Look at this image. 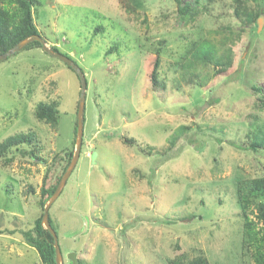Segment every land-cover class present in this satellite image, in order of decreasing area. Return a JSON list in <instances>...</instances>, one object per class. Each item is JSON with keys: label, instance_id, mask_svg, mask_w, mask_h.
<instances>
[{"label": "rangeland", "instance_id": "374dc122", "mask_svg": "<svg viewBox=\"0 0 264 264\" xmlns=\"http://www.w3.org/2000/svg\"><path fill=\"white\" fill-rule=\"evenodd\" d=\"M39 1L32 8L39 35L86 80L79 157L48 210L62 264H73L70 253L75 264H167L180 254L254 264L242 250L234 187L264 175V149L246 148L264 122L254 90L264 89V0H249L262 9L255 26L235 18L232 0H199L192 22L173 0ZM198 35L212 41V60L223 36L234 40L225 44L232 61L222 78L202 56L190 80L174 71ZM159 51L153 87L149 69ZM78 98L76 74L42 48L0 60V141L32 132L45 161L21 153L22 145L10 164L0 163V264H42L21 231L41 212L42 183H54L64 164L51 157L74 151ZM49 99L58 101L55 129L34 116L36 103Z\"/></svg>", "mask_w": 264, "mask_h": 264}, {"label": "trees", "instance_id": "16d2710c", "mask_svg": "<svg viewBox=\"0 0 264 264\" xmlns=\"http://www.w3.org/2000/svg\"><path fill=\"white\" fill-rule=\"evenodd\" d=\"M176 3V13L184 22H192L196 19L199 10L195 7L199 0H193V2H188L187 0H173ZM209 2L213 0H208ZM254 3H258V0H252ZM40 5L39 0H0V54L7 51L15 43L20 41L25 37H29L34 34H39L37 27L33 22L32 8ZM128 7L129 11H134L135 8L130 4ZM233 15L239 20L241 24L256 25L259 16L261 15L264 5L259 7H254L249 5V0H232ZM99 29V28H98ZM101 29V28H100ZM212 32V30L205 31L206 33ZM239 35V33H237ZM224 38L219 40V46H223L222 51L212 60L211 48L208 46L210 41L206 36L198 35L196 39H192L190 42V47L181 55V59L175 60L172 63L174 71L179 70L177 73L181 75L184 79L187 74L192 70H198L197 65L200 62H196L197 58L200 56L202 64L214 63L215 66H220L214 70V77L222 78L224 73L227 71V67L231 65L232 61V48L225 44L230 41L234 44V40L229 39L228 36H223ZM29 47H41V44L37 40H33L23 46L22 48ZM54 51L59 52L56 46H50ZM115 48L114 46L109 47V51ZM160 48V47H159ZM203 53L199 54V51ZM108 51V52H109ZM153 54V53H152ZM160 51L154 54V58L151 61V66L149 69V80L153 87L158 85V76L160 68ZM67 56V55H66ZM69 57V56H67ZM70 58V57H69ZM71 59V58H70ZM69 69H71L77 76L79 82V92H80V79L74 69L68 64L64 63ZM150 65V64H149ZM81 69V68H80ZM82 70V69H81ZM83 72V71H82ZM176 72V71H175ZM84 73V72H83ZM195 74L190 73L188 76ZM257 91L258 97L256 105L261 110L264 111V89L260 87H254ZM76 103V112H77ZM58 101L55 99L41 100L38 101L34 108V116L39 121L47 123L52 129H55L58 119ZM75 122L74 126V136L76 134ZM187 128V127H185ZM35 139V140H34ZM130 145H134L133 139H124ZM248 143L246 148L257 151L259 149H264V122L258 124L254 129V132H250ZM75 138H73V148H74ZM26 145L27 150H22L21 153H28L36 161L45 162L38 156L39 147L38 141L34 133L18 132L13 135L5 137L0 141V163L5 166L10 164L15 158L14 150H21V146ZM136 145V144H135ZM137 146V145H136ZM29 148V149H28ZM29 150V152H28ZM150 151V150H149ZM63 154L55 152L51 157V164L59 159L64 161L61 166V171L57 175L54 183L47 184L44 180L40 188V199L39 206L41 209L40 214L34 219L33 225L30 229L26 231H21L23 241L33 247L39 260L42 264H56L55 262V249L53 247V237L48 230L42 227L41 217L43 213V206L48 200L50 195L55 190L57 183L68 166L70 159L73 154V150L69 149L62 151ZM234 194L236 203L240 209V216L242 218L241 224V246L245 253H249L253 259L254 264H264V175L240 179L235 182ZM49 223L52 226V221L48 214ZM167 264H209L208 259L203 254H197L196 256L185 260L181 254L168 259Z\"/></svg>", "mask_w": 264, "mask_h": 264}, {"label": "water", "instance_id": "95a60500", "mask_svg": "<svg viewBox=\"0 0 264 264\" xmlns=\"http://www.w3.org/2000/svg\"><path fill=\"white\" fill-rule=\"evenodd\" d=\"M33 40L39 41L43 51H45L46 53H48L52 56L59 58L64 63L71 66L74 69V71L77 73V75L79 76V79H80V92H79V98H78V104H77V115H76L77 126H76V134H75L76 135L75 136V148H74L72 157L70 159V162H69L68 166L66 167L65 171L63 172V174L61 175L55 190L53 191V193L50 195V197L48 198V200L45 202V204L43 206V213H42V217H41L42 227L45 228L46 230H48L49 233L53 237V247L55 249V262H56V264H62V255H61L60 247H59V244L57 241V236H56V233H55L54 229L51 227L49 220H48V210H49V207L51 206V204L53 203V201L58 196V194H59L61 188L63 187L66 179L68 178V176L70 175V173L74 169L76 162L78 160V157H79L80 147H81V142H82L86 80H85L84 73L82 72L80 67L72 59H70L66 55H63L59 52L54 51L51 47L47 46L45 41L42 39V37L39 34H34V35L29 36V37H25V38L21 39L20 41L15 43L11 48H9L7 51L0 54V60H3L7 56H9V55L15 53L16 51L20 50L23 46H25L26 44H28L29 42H31ZM68 257H69V259H71L73 264H75L77 262L75 253H70L68 255Z\"/></svg>", "mask_w": 264, "mask_h": 264}]
</instances>
